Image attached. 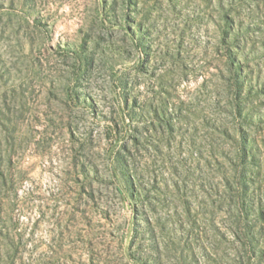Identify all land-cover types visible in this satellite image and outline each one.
<instances>
[{"label":"rangeland","instance_id":"rangeland-1","mask_svg":"<svg viewBox=\"0 0 264 264\" xmlns=\"http://www.w3.org/2000/svg\"><path fill=\"white\" fill-rule=\"evenodd\" d=\"M0 264H264V0H0Z\"/></svg>","mask_w":264,"mask_h":264}]
</instances>
